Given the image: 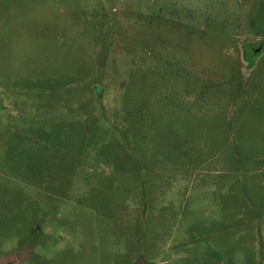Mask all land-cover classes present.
Returning <instances> with one entry per match:
<instances>
[{"label":"rangeland","instance_id":"1","mask_svg":"<svg viewBox=\"0 0 264 264\" xmlns=\"http://www.w3.org/2000/svg\"><path fill=\"white\" fill-rule=\"evenodd\" d=\"M264 264V0H0V264Z\"/></svg>","mask_w":264,"mask_h":264},{"label":"water","instance_id":"2","mask_svg":"<svg viewBox=\"0 0 264 264\" xmlns=\"http://www.w3.org/2000/svg\"><path fill=\"white\" fill-rule=\"evenodd\" d=\"M135 264H145L142 258H140Z\"/></svg>","mask_w":264,"mask_h":264}]
</instances>
